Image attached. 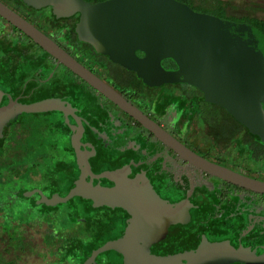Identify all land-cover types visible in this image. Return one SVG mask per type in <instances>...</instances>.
I'll return each mask as SVG.
<instances>
[{
    "label": "water",
    "instance_id": "water-1",
    "mask_svg": "<svg viewBox=\"0 0 264 264\" xmlns=\"http://www.w3.org/2000/svg\"><path fill=\"white\" fill-rule=\"evenodd\" d=\"M35 9L50 7L56 18L78 13L74 30L77 38L94 50L137 74L149 86L186 83L199 89L205 100L223 106L232 116L252 126L264 139V34L246 22H236L192 9L178 0H23ZM0 16L28 36L97 93L138 122L182 160L206 174L264 194V180L247 176L215 163L179 141L161 124L128 101L100 76L92 72L36 25L0 0ZM137 51L142 52L138 55ZM170 58L176 68L166 69L162 60ZM22 111L51 109L70 115L76 122L71 143L80 169L75 186L65 198L53 196L42 201L55 204L73 195L90 198L94 206H123L132 215L122 239L106 242L101 250L121 252L125 264H264V252L250 247H234L228 240L209 242L205 238L196 250L175 255L151 254L133 244L145 236L153 240L171 224L186 223L189 203L171 204L161 199L142 172L128 177L130 165L94 173L88 158L94 149L81 148L83 127L70 104L46 98L16 106ZM14 107L5 108L4 118ZM3 118L1 119L2 123ZM2 125V124H0ZM99 136L102 135L99 133ZM90 178L105 177L112 186L93 184ZM96 254L92 253L90 260Z\"/></svg>",
    "mask_w": 264,
    "mask_h": 264
},
{
    "label": "trees",
    "instance_id": "trees-1",
    "mask_svg": "<svg viewBox=\"0 0 264 264\" xmlns=\"http://www.w3.org/2000/svg\"><path fill=\"white\" fill-rule=\"evenodd\" d=\"M2 1L18 11L28 21L36 25L50 37V34L53 33L54 37L51 38H54L61 47H64L81 63L87 65L91 69L92 67H90L89 64L104 69L103 79L145 114L149 116L152 115L155 108L167 106L170 99L178 100L177 104L181 111L184 103H188L190 106L194 107L195 116L198 115L202 117L208 124L212 134L214 133L219 139L225 141V144L236 143L238 145V155L246 152L251 161L255 163L261 162L264 167V139L260 133L256 132L252 126H247L239 119L232 116L220 104L205 100L203 93L196 87L188 86L185 83H167L161 86H149L145 84L135 72L112 62L107 56L96 52L90 44L77 38L74 26L78 19V13L70 17L56 18L52 14L50 7L35 9L25 4L23 0ZM86 1L95 3L103 0ZM178 1L200 12L213 14L236 22L250 23L264 34V18L247 15L239 17L231 15L228 13L229 2L227 0ZM44 10H48L49 15H42V23L35 22L31 19V16L41 13ZM12 27L15 28L13 25ZM26 37L32 42L28 36ZM137 54L142 55V52L137 51ZM161 63L166 69L176 68L175 62L170 58L162 60ZM68 72L75 77V74L70 70H68ZM100 77H102V75H100ZM86 86L89 87V85L76 76V80L72 83H65L60 86L58 94H48L38 100L59 98L64 101L65 104H70L74 108V112L80 118V123L83 127V132L80 137L81 148L86 150L94 149L95 151V154L88 158L90 168L94 173L99 174L103 171H111L128 163L131 165V160L135 162V157H137L134 153L130 155L124 154L115 161H104L100 164L97 162L99 157H101L102 148L99 133L101 132L102 120H104L106 113L96 103L94 97L85 89ZM166 86L168 90L164 91L163 88L165 89ZM172 87H175L177 90L171 89ZM35 101H30L28 103ZM107 101L111 103L109 100ZM111 104L117 108L118 112L123 113L129 122H133L134 125L141 130L145 136L146 142L150 140V136H153L151 133L121 111L116 105L113 103ZM188 106L189 105H187V107ZM25 112L31 114L30 116H41L43 125L45 124L48 126L50 130L49 141L57 140L54 132L57 129L56 127H59V135L57 136L61 142L59 146L55 148H41L36 149L37 151L33 148H29L27 155L23 157L22 154H16V152L10 154L13 150L0 148V200H4L6 197L13 194L15 195H12L13 202H11V204L13 205L20 204L21 201H24L29 205L40 207V209L32 213H26V216L23 218L22 214L13 213V219L19 218V220H23L25 223L29 224L44 220L48 225L46 231H44V236L47 238H60L61 254L75 255L72 259L77 262V264H90L96 256H101L111 248L101 250V247L106 242L98 244L92 238L75 235L72 232L74 231L72 228L75 224L80 228V223L90 221L89 215L95 210H98L100 206H94L90 198L79 195H73L55 204L42 201V198L51 199L53 196L65 198L69 191L75 186V180L79 177L80 169L76 161L75 150L71 143V136L74 133L71 126L76 125V122L72 116L65 115L62 111L55 109L42 112ZM27 125L29 134L28 140H39L40 137L35 134L40 127L39 122L29 119ZM12 139L20 140L15 136ZM34 150L35 152H33ZM19 167H21L23 171H21ZM139 170L144 169L133 168L132 174L137 173ZM143 173H146L145 176L152 185L154 191L180 188V186H178L179 183L175 180L159 178L153 174L152 170H148V172L143 171ZM38 174V178H33V175ZM1 176H5V179L1 180ZM248 176L254 177L251 174H248ZM87 180H91L93 184H99L101 186L113 185V182L105 177H87ZM224 183L229 184L226 181H224ZM248 192L253 194L256 198L264 200V194L255 193L250 190H248ZM183 196L184 195L172 197L170 195L167 196V198L177 200L180 197L181 200H183ZM202 200L199 194L194 196L193 202L195 206H193L194 210L190 214L191 222L209 205L208 199L207 204L204 206L203 203H201ZM172 202L171 204H175L177 201ZM9 203L10 201L6 202V204ZM2 219L7 221L10 220V218L5 217ZM1 234L2 233H0V235ZM263 234L264 228L257 229L255 233L248 234V244L252 241L260 242ZM93 252H96V254L92 257V260H90ZM61 261H63V258Z\"/></svg>",
    "mask_w": 264,
    "mask_h": 264
},
{
    "label": "flooded vegetation",
    "instance_id": "flooded-vegetation-1",
    "mask_svg": "<svg viewBox=\"0 0 264 264\" xmlns=\"http://www.w3.org/2000/svg\"><path fill=\"white\" fill-rule=\"evenodd\" d=\"M3 3L6 4V2ZM50 35L51 37H54L53 33H51ZM52 39L54 40V38ZM33 43L34 42H31L26 37V35L22 33L21 30L13 28L8 21L0 16V122L2 118L4 120V122L0 123L2 124L0 125V148L13 150L10 152V154L12 152H16V154H22V157L27 155L29 148H33L35 150L50 147L55 148L58 147L61 142L59 141L57 136L59 135V127H56L57 129L54 132L57 140H48L50 136V130L48 126H46L45 124L43 125L42 119L39 120V118H37V116L40 117V115L31 116L33 121L37 120L40 124L37 133H35L36 136L40 137V139L37 141L28 140L29 134L27 124L29 122V119L25 117L26 115L24 116V112H16L17 105L41 99L48 94H58L60 91L61 64L57 63V61L47 52H45L40 46L39 47L43 50V53L41 54L37 52L36 49L35 51L31 50V52L33 53L31 56L33 57H30L28 55V51L29 47H33ZM35 45L38 46L36 43ZM35 59H41L42 62L39 63L36 60L35 64L38 62V65L36 67H33L34 65L33 63H31V61ZM83 65L95 74L98 73V76L102 75L101 78L103 79L104 69L93 64H89L92 69L85 64ZM46 70L47 75H45ZM187 85L192 86L189 84ZM90 88L95 92V94L99 95L100 97L105 99L107 103H109L105 97L97 93L92 87ZM177 101L178 100L170 99V107L173 106V103L177 104ZM187 105L189 106L187 107ZM8 107H14V112L11 116L4 118V109ZM174 111L175 113H177L176 109ZM178 111V115L176 114L177 118H170L169 125L164 124L160 121L158 116L155 114V110H153V113L152 115H150V117L161 124L175 138H177L179 141H181L183 144H185L187 147H189L199 155L248 176V169L238 170L221 160V152L232 146L237 147L238 155V145L236 143L225 144V141L219 139V137H217L214 133L212 134L210 132V127L203 120V118L199 117L198 115L195 116V109L194 107L190 106V104L184 103L182 111L180 109ZM112 113L113 111H111V114ZM113 114L118 115V117L120 116V118L122 117V113L118 112V110ZM178 121L185 127V131H187L190 127L192 129L191 133H202V138H204V140H208L210 143L209 147L210 151H213L212 155L199 150L192 144V135L194 134H192L187 139L183 138V135L180 136L176 130L177 124L179 123ZM130 123L134 125L133 122ZM14 136L16 138H19L20 140H13L12 138ZM149 141L160 144L166 151L174 154L172 158L168 157L163 160L166 161V163L169 165L167 167L168 172H172L173 170L177 169L180 171L178 175H184L187 179L190 178L191 169H197L200 172L204 173L200 169L182 160L171 149L165 146L154 136H150ZM144 143H146V145L148 146V143L146 141ZM35 150L33 152H35ZM130 154V150L129 152H125V155ZM122 155L124 154H121L120 156ZM131 161L132 162L130 164L132 165V167L130 165V172L128 173V177L130 178L136 177L143 171L148 172V170H152L153 163L149 160L148 162H144L141 157H135V162H133V160ZM133 168H142L144 170H139L137 173L132 174ZM19 169L23 171L21 167H19ZM204 174L207 177L214 178L217 182H219L221 187V191L219 192L218 196L219 204L217 206V209L214 210L215 213L213 219L210 213L214 204V199L207 192L195 189H184L182 187L184 181L178 178H174L168 173H166L164 176L154 174L159 178H169L175 180L177 183H179L178 186H180V188L177 189L159 191L155 190V193L161 199L166 200L169 203H173L172 201L179 202L182 201L180 197L177 200H174L171 198H167V196L171 195L172 197H178L179 195H184L183 197L187 198L188 203L190 204L189 214H191L194 210V196L198 194L200 198L203 199L201 201V203H203V206L207 204V199L209 205L202 210V212L194 221L191 222L190 216L189 220L184 224H171L166 231L159 233L153 240H149L147 237L142 236L137 241V243L133 244V247L144 246L149 250L151 254L155 255H175L178 253L196 250L199 244L205 238L209 242L228 240L234 247H238L240 245L243 247H250V249L255 250V252L258 254L264 251V234L260 242L252 241L250 244H248V234L255 233L257 229L264 228V218L262 217V219H260L262 223L259 226L252 227L248 231V207L242 206L241 208H237L229 206L230 203L228 202V196L230 195L231 189L240 190L246 195H248V190L229 182L227 183L231 185L226 184L224 183V180H221L210 174ZM36 177L38 178L39 174L33 175V178ZM4 179L5 176H1V180ZM12 195L13 194L6 197L4 200H0V233H2L0 235V264H21V259L26 252L28 253L37 251V249H35L34 247L35 244H33V239L23 235L24 226L28 225L29 223H25L23 220H19V218L13 219L12 214H22L23 218L24 216H26V213H32L40 209V207L29 205L24 201H21L20 204L18 203L16 205H13L11 204V202H13L12 197L15 195ZM7 201H10V203L6 204ZM3 217L10 218V220H3ZM89 217L90 221H84L80 223V228H78V226L75 224V226L72 228L74 230L72 231L73 234L92 238L96 243L103 244L107 241L122 239L126 234V229L132 215L123 206H100L99 209L92 212ZM44 223L46 222L42 220L40 222H37L36 224L43 225ZM30 224L33 225L35 223ZM255 224L256 221L252 223L251 226ZM39 244L41 245V250L44 252L40 253L39 251H37V256L41 255L43 257H51L50 260L43 264H77V262L72 259V257H74L75 255L61 254L60 238H47L44 236L43 232L42 236L39 238ZM62 258L63 261H61ZM90 264H125V258L121 252L110 249L101 256H96V258ZM231 264L244 263L239 260H235Z\"/></svg>",
    "mask_w": 264,
    "mask_h": 264
},
{
    "label": "rangeland",
    "instance_id": "rangeland-1",
    "mask_svg": "<svg viewBox=\"0 0 264 264\" xmlns=\"http://www.w3.org/2000/svg\"><path fill=\"white\" fill-rule=\"evenodd\" d=\"M229 2L228 5V13L234 16H256L264 18V0H227ZM42 15H49L48 10H44L41 13H37L33 16H31V19L35 22L42 23ZM31 46V45H30ZM37 50L39 53H43V50L36 46L35 43H33V47H29L28 55L30 57L33 53L31 50ZM46 55V54H44ZM38 61L39 63L42 62L41 59H35L31 61L33 63V67H36L38 62L35 64V61ZM60 86L64 85L65 83H72L76 80V77L71 75L66 68H64L61 65V71H60ZM45 75H47V70L45 72ZM88 90L96 100V103L104 110L106 113V116L104 120H102L101 124V157L97 160V162L100 164L104 161H115L121 154H125V152L134 153L137 157H141L144 162L151 161L152 164V171L153 174H157L160 176H164L166 173L171 175L174 178H178L183 183L184 189H195V190H201L207 192L213 199L214 204L211 210V217L213 219L215 209H217V206L219 204L218 196L219 192L221 191V187L219 182H217L214 178L205 176L204 173L200 172L197 169H191V175L190 180L185 178V176H180L178 173L179 170L175 169L172 172L167 171V167L169 166L165 160L168 157H173L174 154L166 151L160 144H157L155 142H148V146L145 142V136L142 135L141 130L134 126L132 123L127 121V117L122 113V117H118V115L113 114L116 113V107L113 106L111 103H107L105 99L100 97L99 95L95 94V92L90 88H85ZM171 89L175 90V87H172ZM168 90V87L166 86L165 89ZM177 90V89H176ZM30 104V103H25ZM112 109V110H111ZM177 110V113H175L174 110ZM180 107L178 104H174L170 107V100L167 103V106L161 107V108H155V114L158 116L160 121L164 124L169 125L170 124V118H177L176 114L178 115ZM111 111H113V115L111 114ZM24 112V116L28 119L31 118V114H27V112ZM23 116V117H24ZM39 120L41 119V116H37ZM36 119V118H35ZM122 121V122H121ZM179 122V121H178ZM195 126V125H194ZM176 130L178 134L181 136L183 135V138L187 139L192 134V144L196 146L199 150L208 153L209 155H212L213 151H210V143L208 140H204L202 138L201 134H195L191 133L192 129L189 127L187 131H185V127L179 122L177 124ZM185 132V133H184ZM184 133V134H183ZM132 149V151H131ZM221 160L227 164H229L231 167H234L238 170H246L248 169V174L253 175L254 177H257L259 179L264 180V167L262 166L261 162L255 163L251 161L249 158H247L246 153H243L241 156L237 155V147L232 146L230 148L225 149L221 152ZM228 202L230 203L229 206L231 207H237L241 208L242 206L248 207V231L252 227L259 226L262 221V217L264 218V200H260L256 198L253 194L248 192V195H246L244 192L240 190L231 189L230 195L228 196ZM256 221V224L251 226L252 223ZM47 224L44 223L43 225L38 224H28L24 226V236L28 238L33 239V244L35 249L37 251L44 252L41 250V245L39 244V238L42 236L43 232L47 229ZM39 247V248H38ZM26 252L22 259L21 264H43L51 259V257H43V256H37L36 252ZM11 256V255H10Z\"/></svg>",
    "mask_w": 264,
    "mask_h": 264
}]
</instances>
